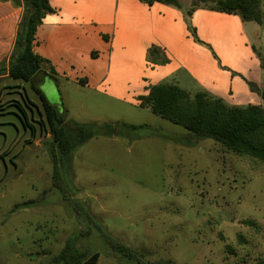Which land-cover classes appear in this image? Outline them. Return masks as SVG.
I'll list each match as a JSON object with an SVG mask.
<instances>
[{
  "label": "rangeland",
  "instance_id": "obj_1",
  "mask_svg": "<svg viewBox=\"0 0 264 264\" xmlns=\"http://www.w3.org/2000/svg\"><path fill=\"white\" fill-rule=\"evenodd\" d=\"M3 11L1 7L0 18ZM237 18L231 19L235 24L217 23L236 35L231 41L240 47L233 58L239 63L252 59L251 69L264 84V23L258 40L252 24ZM6 26L0 24V65L9 56L15 35ZM97 30L104 32L91 24V33ZM245 40L257 50L245 48ZM112 49L110 44L100 47V60L85 62L82 69L66 66L57 77L43 66L56 80L37 76L33 83L49 104L64 111L68 123L121 122L148 125L171 138L188 134L150 108L139 107L135 93L129 92L126 102L115 96L120 88L107 78ZM77 78H88L91 85L85 87ZM51 140L43 100L32 83L0 78V264H42L26 257L31 253H41L46 264L81 229L53 194L46 206L10 215L15 204L36 199L52 187L54 167L47 146ZM73 175L79 197L92 214L128 246L148 250L152 262L264 261V166L222 152L211 139L188 146L174 138L130 141L98 136L74 154ZM246 220L255 221L259 228L242 224ZM84 247L102 249L94 239L85 240ZM99 264L121 263L102 255Z\"/></svg>",
  "mask_w": 264,
  "mask_h": 264
},
{
  "label": "crops",
  "instance_id": "obj_2",
  "mask_svg": "<svg viewBox=\"0 0 264 264\" xmlns=\"http://www.w3.org/2000/svg\"><path fill=\"white\" fill-rule=\"evenodd\" d=\"M178 1L181 7L142 0H50L55 13L49 14L38 29L36 53L57 77L66 66L82 69L83 63L100 60L99 48L110 44L113 49L107 78L120 88L115 96L126 102L129 92L135 93L139 107L149 89L163 83L186 87L192 94L205 91L228 106L264 107V84L251 69L253 60L239 63L233 58L236 47H240L231 41L236 35L231 36L230 28L217 23L235 24L231 19L242 18L202 7L188 16L195 0ZM1 7L0 24L15 31L12 49L4 59L8 63L25 9L14 0L0 2ZM244 23L252 24L257 39L263 36L264 21ZM91 24H98L104 32L91 33ZM190 27L196 29L199 41ZM243 43L245 48L257 50L248 41ZM153 47L160 52L152 55ZM5 78L8 76L1 77ZM75 81L85 87L91 85L88 78Z\"/></svg>",
  "mask_w": 264,
  "mask_h": 264
},
{
  "label": "trees",
  "instance_id": "obj_3",
  "mask_svg": "<svg viewBox=\"0 0 264 264\" xmlns=\"http://www.w3.org/2000/svg\"><path fill=\"white\" fill-rule=\"evenodd\" d=\"M152 4L159 2L181 7L178 0H142ZM15 4L25 9L19 25L13 54L8 63L0 65V78L7 75L9 79L32 83L33 89L43 100L49 133L52 137L48 154L54 167L52 187L43 191L36 199L15 204L10 215L19 214L48 204L51 194L60 197L61 205L74 217L81 229L66 241L63 250L46 264H99L102 255L121 264H174L170 261L149 260L148 250H138L115 237L103 222L92 214L87 202L79 197V189L73 182V158L76 151L98 136H121L130 141L144 137L173 139L188 146L200 141H215L222 152L249 158L264 166V107L249 105L246 107L228 106L221 99L205 91L192 94L175 84L163 83L149 89V94L142 98L140 107L150 108L152 113L174 125L188 131L186 135L173 138L161 133V130L148 125H130L127 123H68L64 111L49 104L41 90L35 86L34 79L56 80L54 74L43 69L44 60L36 53L37 32L44 19L55 13L50 0H14ZM261 0H195L188 16L202 7L205 9L238 15L244 22L262 24L264 15ZM193 37L198 40L196 29L190 27ZM199 41V40H198ZM150 52L159 53L153 47ZM167 60L165 59L164 62ZM42 129L44 125H42ZM32 134L35 130L32 127ZM242 224L259 228L253 220ZM95 240L102 246L99 251L84 247L85 240ZM41 253L27 254L31 261L44 264ZM257 264H264L260 261Z\"/></svg>",
  "mask_w": 264,
  "mask_h": 264
}]
</instances>
